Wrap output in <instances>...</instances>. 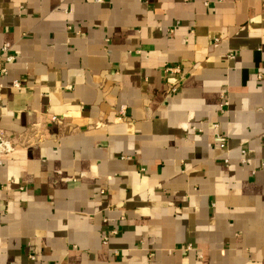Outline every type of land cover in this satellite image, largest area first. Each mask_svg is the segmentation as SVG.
<instances>
[{"label":"crops","instance_id":"0c3cea01","mask_svg":"<svg viewBox=\"0 0 264 264\" xmlns=\"http://www.w3.org/2000/svg\"><path fill=\"white\" fill-rule=\"evenodd\" d=\"M4 44L0 264H264V0H0Z\"/></svg>","mask_w":264,"mask_h":264},{"label":"built area","instance_id":"2783aa9c","mask_svg":"<svg viewBox=\"0 0 264 264\" xmlns=\"http://www.w3.org/2000/svg\"><path fill=\"white\" fill-rule=\"evenodd\" d=\"M97 1H103V0H97ZM10 49V46L9 44H4L0 47V52L2 55H4V62L5 63H9L11 61H13L14 57L10 54H7L8 53V50ZM167 72L169 73H172V74H175V75H178L180 78H183L184 76V73L181 69L180 66H174V67H170V68H167L166 69ZM7 73V69L4 65L0 66V75H6ZM257 77L258 78H262L261 76V73H258L257 74ZM11 86L14 88V89H20L21 88V83L19 81H12L11 83ZM3 88V84L0 82V101L2 99V96H1V90ZM171 91H176V87H173L171 89ZM219 112L221 115L225 114L226 111H227V107H228V99H227V96L226 95H222L221 96V100L219 102ZM119 114L121 116L124 115L125 113V106L124 105H121L119 107ZM51 120L53 121H57V117H52ZM215 127H218L219 126V123L218 122H215L214 123ZM216 140H217V143L218 145L223 148L224 147V143L221 141V135H216ZM15 148V145L14 143L11 141V139L6 135L5 131L3 129L0 128V154H8L10 152H12ZM241 163H245L246 159L245 158H241ZM225 162H227V159H225ZM262 165L264 166V162L262 163ZM117 233V229L115 228H109V229H106L105 230V233L103 235V238H102V242L103 243H107L108 240H109V236L112 235V234H116ZM193 248L191 247V245H187L185 247V251L188 252V251H191ZM198 257H201L200 254H197Z\"/></svg>","mask_w":264,"mask_h":264}]
</instances>
